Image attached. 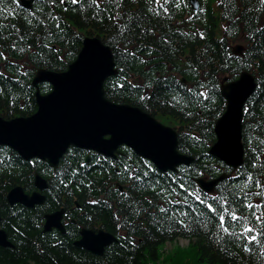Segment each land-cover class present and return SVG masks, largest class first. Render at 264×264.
Segmentation results:
<instances>
[{
    "label": "trees",
    "instance_id": "16d2710c",
    "mask_svg": "<svg viewBox=\"0 0 264 264\" xmlns=\"http://www.w3.org/2000/svg\"><path fill=\"white\" fill-rule=\"evenodd\" d=\"M81 1L79 4L69 2L68 7L64 8L63 4L57 0L55 6L48 9L59 17L58 23L63 34L68 37L63 42H60V30L55 28L56 22L47 21L44 16L39 15L41 6L37 2L32 11L17 6L16 16L0 18V24L5 25L4 29H0V51L7 57L4 67L0 68V72L4 73V78L0 80V115L2 117L27 116L36 110L35 90L31 87L34 73L39 68L54 72L65 70L69 62L75 59L81 47V31L101 36L111 47L124 39L126 35L132 39V44L137 42L143 44L145 48L158 49L163 58L179 52L178 57L184 58L185 60H180L186 62L185 64L189 67L187 78L192 82L202 83L207 77L213 79L215 70L228 71L230 66H234L231 58L226 55L224 43L215 41L210 36L209 28L205 29V38L197 40L195 49L187 54L181 51L186 46L183 36L173 37L167 33L169 27L167 20L162 19L160 14L155 16L151 11L153 0H115L113 4L105 0L102 5L104 11H100L99 15L96 14L99 9L93 6V0ZM239 3L243 5L240 14L246 26L254 25L259 14H264L262 0H230L228 6L233 7ZM117 4H126V6L123 18L118 16L115 20ZM33 11H37L36 19L30 15ZM130 19H138L139 27L125 33L124 30L130 26L128 24ZM37 20H43L49 27L45 28L43 24L37 23ZM9 25L12 27H8ZM50 32L56 34L50 35ZM77 33L79 38H76ZM157 33L160 35L158 38L155 37ZM250 34L252 35L251 31ZM21 35L24 36L22 41L18 40ZM165 38H167V44L163 43ZM252 38L254 39L246 50L247 62L250 63L256 59L258 62L256 67L264 71V34H258L255 37L252 35ZM12 44H16V47H11ZM44 44H50L52 47H43ZM20 48H24L25 51L20 52ZM113 49L117 51L115 47ZM66 52L71 55H66ZM61 56L63 60L59 58ZM193 59L202 63L204 69L197 66L194 68ZM172 62H175V59ZM17 64H23V69L16 67ZM117 64L128 69L140 68L139 61L135 64L120 54L117 56ZM143 67L144 65L141 64L142 75L148 77V72ZM158 67L159 65L153 69ZM24 71L29 74L23 75ZM168 78L175 80L172 76ZM261 79H264V72ZM110 82L121 84L122 81L107 80L106 93L110 99L145 108V111L156 115L162 121H164L163 116L169 115L171 119L182 122L187 119L184 117L187 113L190 112L193 115L196 112L194 102L189 104L182 97H177L178 103L172 101V97L176 95L175 85L173 90L153 92L150 100L142 102L138 99L139 90L135 91L126 84L123 89L112 88L109 86ZM39 87L41 93L48 91L47 84H41ZM263 103L264 95L257 102L259 108L254 110L259 119L264 116ZM220 107V101L214 103L210 112L211 116L202 118L203 133H207L209 126H212L215 113H219ZM253 121L257 122L255 117ZM252 129V133L257 134V139L252 144L256 151L252 155V161L257 167L254 168L251 164L247 172L259 176L264 173V165L261 167L258 163V159L264 157V149L260 144L264 140V130L261 129L257 133L255 131L257 126H253ZM210 135L211 132L205 134V137ZM250 138L251 136H246V139ZM179 150L195 157L199 156L191 169H184L185 171L181 172L183 178L172 173L173 176H178L194 186L192 178L195 174L192 169L204 167L203 164H206L205 160L200 159L205 147L202 141L188 134H181ZM72 153L66 157L64 165L67 166L60 167L63 173L60 170L59 175L54 177H52L53 171L45 164L36 160L25 161L13 153L11 154L14 164L7 166L5 170L0 169L2 228L14 246L13 248L0 247V264H264V251L258 246H253L251 252L246 251L240 242L220 231L218 220L208 212L201 211V214L195 217L190 214L187 218L173 217L171 213L167 215L159 213L157 205L168 207L167 202L175 198V193H170L168 189L176 188V185L170 183L165 178V174L159 173L158 176L153 177L159 180L156 188L151 183L145 185V182L133 181L127 187L126 193L119 195L118 192L113 191V186L109 185V181L115 180L116 177L108 164L99 167L90 163L86 167H80L86 165L83 163V155L80 152ZM102 165L105 164L102 163ZM36 172L49 182L48 190L43 192L46 200L42 205L34 208L19 206L16 211H11L5 199L6 192L15 185L22 186L25 192H31L33 176ZM73 172H76L75 176L72 175ZM150 175H152L151 172ZM161 188L165 189L163 193H160ZM177 191L180 190L177 188ZM224 195L227 196V192H224ZM74 201H77L82 207L81 210L84 211L83 215H79L78 211L75 214L71 211L69 214L77 218V224L66 227L65 234H60L56 230L42 232V217L45 213L60 207L71 210L74 207ZM86 201L89 202L86 203ZM193 207L198 206L193 205ZM199 208L202 209L203 206ZM179 219L185 220L184 226L177 223ZM118 222L120 229H123L124 234L126 233L125 238H119L117 242L107 247L102 256L94 255L73 245V241L78 238L77 232L81 226L102 228L115 234ZM233 230L235 231L234 228ZM178 238H187L191 241L187 246H179L175 244ZM167 242L175 245L166 253L163 247Z\"/></svg>",
    "mask_w": 264,
    "mask_h": 264
},
{
    "label": "water",
    "instance_id": "95a60500",
    "mask_svg": "<svg viewBox=\"0 0 264 264\" xmlns=\"http://www.w3.org/2000/svg\"><path fill=\"white\" fill-rule=\"evenodd\" d=\"M99 49L108 48L96 39H88L66 72L53 74L40 71L34 85L46 80L52 85V91L46 96L37 95L38 109L30 117L7 121L0 118V144L9 145L25 159L42 158L50 166L56 165L70 144L93 148L109 155L113 154L119 144H130L143 155L161 162L164 168H172L170 165L183 161L175 151L176 141L171 131L155 124L151 117L135 108L115 106L103 98V90L101 94L98 85L99 75L107 70L105 79L112 72L113 61L107 51L105 62L110 67L106 69L94 54ZM85 51L88 53L87 67L67 76L72 65L80 60L81 53ZM232 85L225 89L229 105L224 118L234 113L233 106L237 110L241 107L251 89L247 75H242L239 81L242 89L237 94L233 93ZM220 121L217 122L220 130L216 128L219 141L213 152L234 166L240 159V148L235 143L238 131L234 128L230 135L227 134L226 124H220ZM104 135H110L111 138L105 140ZM34 183L39 189L45 187V182L39 176H35ZM7 199L10 203L19 201L27 205L42 202L38 193L29 196L20 187L12 189ZM60 214L55 212L47 215L45 228H50L52 224L59 226ZM81 235L82 238L75 244L94 253H100L113 238L101 230L96 234L93 230L83 229ZM7 243L4 232L0 230V245Z\"/></svg>",
    "mask_w": 264,
    "mask_h": 264
},
{
    "label": "snow or ice",
    "instance_id": "6c2138e0",
    "mask_svg": "<svg viewBox=\"0 0 264 264\" xmlns=\"http://www.w3.org/2000/svg\"><path fill=\"white\" fill-rule=\"evenodd\" d=\"M57 0H37V3L41 6L39 9V15L44 16L47 21L56 22L55 28L60 30L59 38L60 42H63L64 39L68 37L63 34V30L58 23L59 17L55 16L53 12L48 11V9L53 8L56 4ZM69 2L73 4H77V0H59L60 4L66 5ZM157 3L160 5V9H162L165 13H168V8L165 7V4L168 3V0H164L163 3H160V0H156ZM264 2V0H262ZM19 3L22 4L23 0H19ZM111 3V0H109ZM31 6V0L30 5ZM93 6L99 9L96 13L97 15L100 14V11H104L101 6L93 0ZM123 4H118L117 7H122ZM180 7L181 5H176ZM159 12V9L157 10ZM17 15V0H0V18L3 17H12ZM30 15L36 19L37 11H33ZM37 23L43 24L45 28H48L49 25L44 24L43 20H37ZM130 25L128 28L124 30L125 33L131 32L134 28L139 27V20L138 19H130L128 21ZM8 27H12L9 25ZM5 25L0 24V29H4ZM50 35L56 33H49ZM264 34V29L257 28L255 35ZM124 35V33H122ZM203 37V34H200ZM76 38H79V34H76ZM18 40H24V36L21 35L18 37ZM127 41V43H125ZM163 43L167 44V38L164 39ZM128 44H132V39H129L126 35H124V39H122L117 44L113 45L117 49L118 52L123 53L126 56H130L133 61L138 60L142 65H148L151 60L154 58L155 49H147L146 54L148 59H144L142 56L139 55L140 52L145 51V49L136 47L135 51H129ZM11 47L15 48L16 44H12ZM43 47L51 48L52 45L44 44ZM29 49H31V45H29ZM110 49H99L94 54L96 57L100 59L103 66L107 69L110 67V64L105 62V53ZM20 52H24V48L19 49ZM59 51V49H56ZM66 55H71L70 53L66 52ZM0 59L7 60L5 53L0 51ZM63 60V57H60ZM87 60H88V53L85 51L81 53V58L75 64L72 65L71 72L67 73V76H71L74 72H79L87 67ZM0 67H3L0 65ZM16 67L23 69V64H17ZM122 73H124V69H120ZM29 73L27 71L23 72V75L27 76ZM107 75V70L103 71L99 75L98 85L101 88V94L104 84V77ZM148 76H154L155 74L149 71L147 73ZM4 78V73L0 72V80ZM227 79V77H225ZM124 83L121 84H112L110 82L109 86L112 88H121L123 89L125 83L133 90H139L140 88L149 89L152 92H159L165 90H173V85H175V93L172 97V101L178 103L177 97H182L187 100L189 104L193 103L195 99L203 98V101H208L211 99L210 95L206 92H198L193 93L191 87L185 86V84L175 81L169 80L167 76L164 77H156L152 80L151 83H145L141 81L139 84L132 83L128 75L123 76ZM200 87H205V85H200ZM231 87H239V82L236 85H232ZM140 101L150 100V96L140 95L138 96ZM206 107V104L204 105ZM245 112L250 111V109H244ZM189 116L192 113H188ZM227 119V116H225ZM220 124H223L224 121H220ZM158 127V126H153ZM219 131L220 128H217ZM107 158L105 157V160ZM99 163V162H98ZM147 164V162H143ZM87 165H81L80 167H86ZM175 170V165H170ZM113 168L116 167L115 164L112 165ZM149 171L140 172L136 169L130 168L128 164H124L123 168L127 175V179L131 181H140L151 183L153 186L159 185V180L153 179L154 176H158L159 173L156 172V169L152 168L151 165H147ZM253 167H257L253 165ZM78 171V169H77ZM181 172H184V169H180ZM150 172L152 175H150ZM73 176L76 175V172L72 173ZM165 178L170 182L176 185V188H169L168 191L170 193H175V198L169 200L167 203L169 204L168 207L157 205L159 213L162 214H169L173 217H184L187 218L190 214L195 216H199L201 211L208 212L210 215L213 216L214 219L218 220V227L220 231L225 233L227 236H236L238 239L242 241V246L251 252L253 246H258L262 251H264V173L259 176L248 174L246 176V182L244 186L239 184L235 185L230 191L227 190V185L224 188H221L219 193L216 195H212L205 199V194L202 190H197L191 183L183 181L178 176H173L172 173H165ZM244 179V177H241ZM191 179V178H189ZM253 187L256 189L253 191ZM177 188L180 191H177ZM247 188V191H245ZM165 191L164 188L160 189V193ZM227 191V196L224 195V192ZM239 193V195H238ZM252 197H259L260 202H253L251 200ZM191 201V202H190ZM96 203V201H93ZM193 205H197L198 207H193ZM199 206H203V208H199ZM246 210V211H245ZM244 213V214H238ZM177 223L180 226L185 225L184 219H179ZM258 225V227H257ZM233 226L236 228H240L239 232L233 230Z\"/></svg>",
    "mask_w": 264,
    "mask_h": 264
},
{
    "label": "rangeland",
    "instance_id": "374dc122",
    "mask_svg": "<svg viewBox=\"0 0 264 264\" xmlns=\"http://www.w3.org/2000/svg\"><path fill=\"white\" fill-rule=\"evenodd\" d=\"M186 241L185 240H181V241H177V243H179V244H182V245H184V243H185ZM175 244H173V243H167L166 245H165V252L167 253V252H169V251H171V249H173V246H174ZM178 245V244H177Z\"/></svg>",
    "mask_w": 264,
    "mask_h": 264
}]
</instances>
